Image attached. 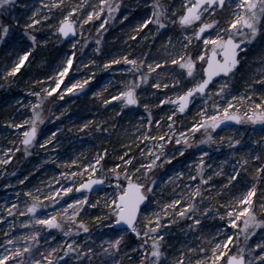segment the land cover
<instances>
[{
  "label": "snow or ice",
  "instance_id": "6c2138e0",
  "mask_svg": "<svg viewBox=\"0 0 264 264\" xmlns=\"http://www.w3.org/2000/svg\"><path fill=\"white\" fill-rule=\"evenodd\" d=\"M17 0H0V12L11 11L12 6ZM181 9H175L171 5L162 3L161 0H152V15L144 18L136 25V30L130 35V39L135 40L137 36H142L140 30H147L150 25L155 26L152 33V44L149 51L142 54L130 55L125 52L123 55L109 58L105 61L104 67L111 68L112 65L120 66L122 61L124 66L118 67L116 71L131 74L132 79L127 83H121L120 89L116 90L115 95H110L104 100L108 104L110 100L122 102L124 105H137L140 103L137 89L142 84L154 80V89H177L174 99L165 95L158 99L160 105L166 102L177 105L179 113H185L191 102L200 97L204 102V107L199 108V119L194 118L188 127L179 129L176 127L177 111L166 113L153 119L152 109L149 104L143 106L147 110V129H136L138 135L136 139L144 143V147L137 146L133 153L131 147L122 150L116 161H112L111 168H108L105 157L109 156L107 149L103 153H98L96 157L88 162L79 164L76 169L69 168L66 172H60L62 181L53 180L56 184L53 189L46 185L47 195L40 193V189H28L23 194L27 198L23 202L21 210L20 194H17L15 203H8L6 213H0V221H5L6 216L22 215L25 216L24 225H31V229L26 232H0L3 240L0 241V264H123L125 259H134L136 264H164L163 256L168 259L167 253L162 251L164 232L162 228V216L169 217L167 223H173L176 217L191 216L192 224L188 225L191 229L200 225V220L204 214H210L208 207H203L200 216L196 213L195 197H201L203 201L204 189L211 188L216 191V187L210 183L212 176L203 174L201 167L205 160L200 159L196 168L201 175L197 182V176L189 175V184L183 181L179 194L173 193V198L169 199L157 212H147L155 197V186L157 181L153 178V171L161 164L172 161L174 153L183 155L184 147L189 144V135L204 129H217L220 126H227L226 122H250L264 123V90L257 91L255 83H259L264 89V69L258 73V80L253 77L252 81L246 85V90L239 97L232 95L227 87V83L221 84L217 88H211L213 77L223 74L228 77L233 74L234 69L240 63L239 53L243 47L252 43L258 34H264V0H180ZM120 0H116L115 6L109 0H83V3L68 4L65 0H28L27 9L31 15L26 18L24 32L31 47L23 51L16 60L10 65H5L2 78L15 77L21 67L28 60L32 50L37 46L38 39L33 35V30L42 21L47 22L53 15V10L59 11V17L55 24L48 26L53 28L55 33L63 37H70V34L83 36L84 26L91 25L99 21L96 32L105 30V25L119 10ZM226 9H232L226 17L219 19V14ZM18 22V21H17ZM179 24L180 35L175 42L169 37L165 44L161 45L167 55L153 53L151 48L155 47L154 41L161 30L175 27ZM10 25L0 21V42H3L10 33ZM211 33V34H210ZM144 40H149L148 36H142ZM74 39V36H73ZM87 40L83 43L87 44ZM47 43V41H44ZM197 43L200 48L190 51V46ZM99 44V40H97ZM179 45L177 48L176 45ZM171 51H168V47ZM76 48V42L71 44ZM96 51H100L97 47ZM223 53V55H219ZM76 53L72 52L63 64L55 71L53 76H45L44 80L49 81L42 84L40 90L32 91L36 98L31 105V115L21 120L20 123H13L12 127L22 133L19 145L0 148L3 153L0 156V164H8L13 159L16 151L24 150L27 154L29 148L39 142L36 140L38 124L44 120L42 105L47 97L56 93L63 98L65 92H79L92 79L77 80L74 83L65 84L61 88L65 77L68 75L73 65V58ZM95 67V62L90 61ZM175 66V75L168 79H161L160 73L167 71L168 65ZM130 66V67H128ZM164 66V67H162ZM160 70L159 72L157 70ZM156 73V75H151ZM187 80L188 83H185ZM34 83H41L34 81ZM190 84V86H189ZM60 90L59 92L57 90ZM211 91L216 102L209 107L204 97L209 96ZM96 95V93H93ZM209 112L211 114H209ZM163 121V124L161 123ZM182 123V121H181ZM153 124L163 128L167 125V131L160 132L158 135H150ZM83 127H88L84 124ZM99 127V125H97ZM60 132L57 128L50 133V138L43 140L39 147L51 145L56 133ZM186 133L188 135H186ZM206 140L213 139L211 132H207ZM224 138H221L223 140ZM229 147L239 145L241 141L235 137H228ZM151 142L149 147L147 142ZM183 146L176 149L175 145ZM14 143V142H13ZM264 145V141L258 142ZM172 146L166 151L167 146ZM235 155V153H233ZM206 156V153H201ZM163 157V160L161 159ZM250 159L257 162L264 160V156L251 155ZM104 161V163H101ZM118 161V162H117ZM77 160H72V165H77ZM249 158H241L233 165L232 170L225 177L224 185L220 186V191H228L229 197L223 201V210L213 209L224 221L222 229L215 232V238L210 239L205 236L203 239L209 246L199 248H189V252H195L197 259L192 260L184 251H179L178 255L172 260V264H264V239L256 242L254 246H249V238L256 228L264 225V163H259L255 167L256 178L243 184V190L233 192L237 184H242L238 179L242 173L247 174ZM217 173H213L216 175ZM223 175V173H219ZM79 175H86L89 178L78 181ZM185 173L181 171L180 177ZM27 177H24L26 180ZM169 180L172 177H168ZM24 180L19 183L23 184ZM123 181V182H122ZM111 183L115 185V193L111 196L106 195L103 201L104 207L108 209V214L104 217L109 220L114 239L101 240L99 252L95 251V244L89 246V242L77 244L75 240H57L53 234L58 230L63 237H71L74 234L83 232L88 235L89 225L83 219V215L89 206L94 207L88 195L81 190H92L94 185ZM260 185L258 189L257 185ZM191 193L192 203L185 200V192ZM261 195L258 197L257 192ZM78 193V196H68V193ZM145 209L142 213L141 209ZM38 209H43L38 212ZM162 214V215H161ZM141 216L146 219L141 220ZM97 223L101 222V217H93ZM124 225V228H120ZM231 225V228L228 227ZM10 229H16L15 224L9 225ZM52 230V231H49ZM16 231H19L16 229ZM134 233L142 238V242L136 248L128 249L133 256H121V242L124 240L126 232ZM166 231V230H165ZM243 236V241L239 237ZM234 237L236 239H234ZM51 240L52 243H48ZM43 241V243H42ZM107 247H103L104 244ZM235 248V251H233ZM256 249H259L257 252Z\"/></svg>",
  "mask_w": 264,
  "mask_h": 264
},
{
  "label": "rangeland",
  "instance_id": "374dc122",
  "mask_svg": "<svg viewBox=\"0 0 264 264\" xmlns=\"http://www.w3.org/2000/svg\"><path fill=\"white\" fill-rule=\"evenodd\" d=\"M122 0H120L121 2ZM89 2H92V0H89ZM110 3H112L115 6L116 0H109ZM27 3L28 0H17V2L12 6V10H4L3 12H0V21H2L5 24L10 25V33L5 38L3 42H0V74L2 75L5 65L10 66L19 55H22L23 51L27 50L29 47H31V42L28 40V38L25 35L24 32V23L27 17L31 15V11L27 9ZM83 3V0H73V4H79ZM141 4H144L143 9L149 8V0H143ZM126 9L132 11L134 8H137L139 5L138 2L135 0H132V2L126 3ZM122 7H119V10ZM175 9H181L182 5L180 4V0H178ZM118 10V11H119ZM116 11L113 15V17L109 20V24L114 25V22L118 20L117 14L119 13ZM232 11V9H226L224 13H229ZM144 18H147L149 15H152V10L149 9L146 12L143 13ZM124 17H127V14H123ZM59 17V11L53 10V15L50 18L49 21L44 22L42 21L39 26H36L33 30V35L37 36L38 43L37 46L32 50L28 60L25 62V64L21 67V69L31 67L33 64L36 69L43 70L47 64V57L49 54V51L51 49H54L56 46L58 47L61 42L58 43V41H63L60 36L55 33L54 29L49 27V24H55L56 19ZM5 19H7L5 21ZM18 21V22H17ZM122 22V20H120ZM140 23V22H139ZM138 23H135L133 25V28L129 31H127L126 36L128 37L126 40H123V42H126V45L128 42H134L135 40L130 39V35L133 31L136 30V25ZM99 27V21L92 23L90 26L85 25L84 26V34L83 36L76 34L74 39H71L69 42L68 47L66 48V51L62 52L60 56L58 57L57 61L54 62L50 69L46 72L48 73L47 76H53L55 71L59 68L61 64L64 63L66 58L72 53L75 52L76 55L73 58V64L76 65V68H71L68 75L65 77L64 82L61 84V88L65 86V84L74 83L77 80H83L86 79L88 76H92L93 78L88 80V83L84 86L83 89H81L79 92L73 91V92H65L63 94V98L58 96L60 102H63V107L65 111L68 109V102L64 103L68 98H72V96L76 94L83 93V90H87L93 82L101 78L103 76L104 79L108 80V74H111V70L106 69L104 67V64L99 63L96 61L95 55L98 51H96V48L99 47L100 41L102 40L101 37H96V28ZM95 29V30H93ZM142 32V36H148L149 39H151L152 33L155 31V26L150 25L147 30H140ZM211 34V33H210ZM142 36H138L137 40L135 42L136 46L145 45L146 40L142 38ZM15 37L17 40L16 42L17 47L16 50L10 54V50L7 49L5 52L3 51V57H2V50L3 46L5 44H8L7 41ZM87 40V44L83 43V41ZM97 40H99V44H97ZM44 41H47V43H44ZM73 42H76V48H72L71 44ZM123 44V43H122ZM130 44L128 45V47ZM149 48V47H148ZM147 48V49H148ZM200 48L199 44H196L194 46V51L196 49ZM157 49V48H156ZM155 49V50H156ZM152 50V49H151ZM169 50V47H168ZM154 51V50H153ZM159 55H167V52L161 51V54ZM9 57L7 59H4L5 57ZM4 60V61H3ZM90 61L95 62V67H93V64L90 63ZM83 63V64H82ZM240 70L233 72L230 77L228 78H221L220 80L216 81L211 85V88H217L221 86V84L227 83L228 89L231 91L232 95H236L239 97L242 93L246 90V85L252 81V78L255 77L258 80V73L264 69V34H258L257 38L250 44H247L245 47L242 48L240 51ZM122 66H124V63H121ZM118 67V66H117ZM121 67V66H120ZM130 67V66H128ZM20 69V70H21ZM160 71L159 69L157 70ZM120 72V71H119ZM34 72L31 71L29 74V77L24 79L22 81L23 84V94L19 93V96L17 95H11L9 101H7L6 105L9 106L12 105L16 107L19 111L20 109H23L24 107H28L29 109V115H26V112L19 115L18 118L21 122V120L28 118L31 115V105L35 103V97L32 95V91H38L40 90L42 84H47L49 81H46L44 79H40L41 83H34V81H38L34 78ZM121 75H127L126 72H120ZM176 74V73H175ZM151 75H156V73H152ZM40 76H43V74H40ZM14 77H8L7 79H4L7 83V85H11V79ZM127 78V77H126ZM160 78L165 79L163 76V73H160ZM243 82V87L237 88L234 84H236L239 80ZM103 79V80H104ZM108 82V81H107ZM149 82H152V84L155 83L154 80L149 79ZM9 83V84H8ZM185 83H188L187 80ZM190 86V84H189ZM8 86L5 88L7 90ZM154 90L156 100L157 98H162L161 94H156L157 91H163L164 88L161 89H154L152 86L150 87ZM255 88L257 91H261L264 89H261L259 83H255ZM31 89L32 91H29ZM118 90V89H117ZM60 91L59 89L57 90ZM113 95L116 94L115 91H113ZM169 92V96H171L173 99L175 95L177 94V89L172 88L171 85L167 90V93ZM54 94V93H53ZM56 94V93H55ZM138 94V93H137ZM9 95V94H8ZM154 96V97H155ZM141 95H138V98H140ZM204 101H207L209 107H211V104L213 102H216L215 97L212 96L211 91L209 92L208 97L203 98ZM112 104L111 109V115H107L103 117V115L99 113H94L91 116L85 117L81 122L76 124L77 126L73 127L71 124L74 123V118L72 119H65L62 121L56 120V121H46L38 124V131H37V137L36 140L39 142L38 144H34L32 147L29 148L27 156L24 158L25 161H23L21 164H19L15 168H10L7 170V167L9 166L10 162L8 164H0V213H6L7 211V204L8 203H15L17 194L19 193L20 200H21V210H23V202L27 199L24 196V192L28 189L38 188L40 189V193L43 195H47V191L45 189V186L48 185L51 188H55L56 184L52 183L53 180L62 181L59 173L60 172H66L71 169H76L79 167V164L88 162L96 157L98 153H103L105 149H107L109 156L105 157V160H107V167L111 168L112 161H116L117 157L122 153V150L126 149L127 147H131L133 150V153L136 155H139V153L136 152L137 146L144 147V143L136 139V136L138 133L134 130L140 129V130H146L147 129V110L139 108V104L137 105H124L120 101L116 100H110ZM158 103V100H157ZM167 105L165 111L161 112L160 114L165 115L166 113H170L172 111H177L175 106H172V104L166 102ZM159 106H161L159 103L154 107V109H157ZM164 106V105H162ZM204 107V102L201 100L200 97H197L196 101L191 102L190 108L185 113L181 114V117L179 120L174 117V119L177 121L176 127L179 129H182L183 127H188L193 122V119H199L198 112L199 108ZM123 115L122 117H127L131 120L132 125L129 130L128 137L124 138L121 141H118L116 138H112L111 131H103L104 129H112L116 127L117 122V116ZM209 114H211L209 112ZM157 115L156 117L153 116V119H159L160 116ZM178 115V112H177ZM182 121V123H181ZM163 124V121L161 122ZM84 124H87L88 127H83ZM99 125V127H97ZM46 127H53V130H48L47 134L43 133L42 130ZM6 128L4 125H0V148L9 147V146H15L17 145L16 141L13 136H19L22 139V133L18 131L17 129L10 126V130L13 132H10L8 135ZM43 128V129H42ZM59 128L60 132L56 133L55 139L52 140L51 145H45L43 148L39 147V144L43 143V140L46 138H50V133L55 132V130ZM104 128V129H103ZM211 128L207 129L210 130ZM167 125H164L163 128H160L153 124L150 135H158L160 132L167 131ZM214 130V129H212ZM186 135H188L186 133ZM213 139L211 140V145H198L193 144L192 141V135H189V144L184 147V153L190 152V155L187 157V160L181 159L182 155H176L174 153V159L170 162H165L163 164L169 165L168 169L169 171L166 173L161 179V181L156 183L155 186V196H157L158 199L162 198V195L164 196V199L169 202L170 198H173V193L179 194L181 188L178 186H182V181L185 184L191 183V181L188 180L189 175L197 176V180H199V176L201 173L199 172V169L196 168V165L199 163L200 159L205 160V164L202 165L204 172L203 174L206 176H212V182H214V186L216 187V196L217 200L219 197H223V192L228 191H220V186L224 185L221 182L218 181L217 178H213L216 176H221L219 173H223V176H227L229 172L232 170V167L234 164L237 163L241 158L248 157L249 163L253 165V169L255 170V167L258 166L259 163H264V160H261L259 162L250 159L251 155H261L264 156V145H261L260 141H264V123H250V122H240L238 127H228L227 129L223 130L221 133H218L216 135L211 134ZM228 137H235L236 139H239L242 141V150L238 151V155H233L234 148L229 147ZM221 138H224L221 140ZM113 140V142H112ZM14 142V143H13ZM148 146L151 147L152 143L149 141L147 142ZM183 146V141L181 145H175L176 149H180ZM172 146H167L166 151L170 150ZM235 147V146H234ZM36 149V152H33L31 154V150ZM206 153V156L202 157L201 153ZM3 153L0 152V156H2ZM12 155V154H11ZM163 160V157L161 158ZM77 160L79 163L77 165H72L71 161ZM118 162V161H117ZM101 163H104L102 161ZM183 171L185 175L183 177L179 176V173ZM35 179L32 181L24 180V177H29L33 174H38ZM213 173H217L216 175H213ZM255 173V172H254ZM168 177H172L171 180L168 179ZM256 177V174L255 176ZM89 177L86 175H79L77 177L78 181H84L87 180ZM24 180L23 184H20L19 181ZM210 181V182H211ZM30 182V183H29ZM123 182V181H122ZM249 181H247L248 183ZM246 184V183H244ZM243 190V185L237 189H233V192ZM88 195L89 200L95 204L94 207L89 206L87 210L85 211L83 215V219L85 222L89 225V233L87 236L83 232H80L78 234H74L71 237H63L62 234L56 230L54 231V235L56 236L57 240H75L77 244L83 242H89V246H93V243L95 244V251L99 252L100 248V241L101 240H111L114 239L113 231L111 230L112 226H110L109 220L105 219L104 217L108 214V209L104 207L103 201L106 199V195L111 196L115 193V185L111 183H105L103 184L98 190L87 192L85 193ZM68 196H78V193L75 192L68 193ZM230 195V193H229ZM191 198L190 192H185V199ZM196 198V197H195ZM192 199V198H191ZM187 200V199H186ZM221 202V199L218 200ZM154 201L152 200L151 206L146 209L147 212L151 213L154 212ZM211 206L209 209L210 214H204V216L207 218V221L209 220L210 226L208 227V230L206 229V236H209V234H212L209 238H215V232L222 229L224 226V221L220 219L219 214L216 212H213L214 206L210 204L209 201L203 203L202 207H208ZM217 209H223V205H219ZM43 209H38V212H42ZM145 211V209L142 211V213ZM156 212V211H155ZM203 212V209L201 213ZM200 213V214H201ZM199 213L197 212L196 215ZM93 217H101V222L97 223ZM142 220L146 219L144 216H141ZM176 217L173 219V223L169 224L167 223L169 217L162 218V228L161 231L164 232V238L162 242V251L167 253L168 259L165 260V258L162 256L161 259L164 260V264H172V260L178 255L179 251H184L187 256H189L192 260H195L198 258L197 254L195 252H189V248H198L196 247L195 243L197 240H200V237L196 235V226L192 227L191 229L188 227V225L192 224V217L187 216L186 221L184 225H177L175 224L178 220ZM259 218L264 219V216H260ZM7 223L5 221H0V232H9L13 231L16 232L17 235H19L20 232H26L31 229V225H24L23 221L25 220V216L22 215H12V216H6ZM15 224L16 229L19 231H16V229H10L9 225ZM229 228H231V225H228ZM166 230V231H165ZM52 231V230H49ZM196 235V236H195ZM124 240L121 242V249H120V255L121 256H127L131 257L133 256V253L129 251L128 249L136 248L138 243V240L136 239L137 236L134 233L126 232L124 234ZM142 239L141 237H138ZM234 239H236L234 237ZM240 241H243L244 237H239ZM264 239V225H261L256 228L255 232L251 234L249 238V246H254L256 242L261 241ZM3 240V237L0 236V241ZM166 242V244H163ZM43 243V241H42ZM48 243H52L51 240H48ZM206 244V242H205ZM167 248H165V246ZM209 246L210 245H207ZM103 247H107V244L105 243ZM233 251H235V248H233ZM258 252L259 249H256ZM123 264H136V261L134 259H125L123 261Z\"/></svg>",
  "mask_w": 264,
  "mask_h": 264
},
{
  "label": "trees",
  "instance_id": "16d2710c",
  "mask_svg": "<svg viewBox=\"0 0 264 264\" xmlns=\"http://www.w3.org/2000/svg\"><path fill=\"white\" fill-rule=\"evenodd\" d=\"M136 2H138V6L137 8H134L132 11L128 10V8L126 9V3H129V0H122L120 2V7H122L118 12V14L116 15L118 20H116L114 22V25H111L108 23L105 25L106 31L105 30H101L100 33L96 34V37L98 36L102 38V40L100 41L99 44V48L100 51H98L95 55L94 60L96 59V61H98L99 63L104 64L105 61L109 58H115L118 56L123 55L125 52H128L130 55L136 54H142L143 52L149 51V45L153 43V41L151 39L146 40L145 45H141V46H136L135 42L138 38V36L136 37V40L134 42H128V44L126 45V42H123V40H126L128 37L126 36L125 33H127V31L131 30L133 28V25L135 23H139L142 22V20L144 19V15L143 13L146 12L147 10L151 9L152 10V0H149V8H145L144 4H141V2H143V0H135ZM66 3L68 4H73V0H65ZM130 2H132V0H130ZM162 3H165L166 5H171L172 7H175V5L177 4L178 0H161ZM91 3V2H90ZM58 11V10H57ZM225 12V11H224ZM123 14H127V17H124ZM228 14L221 12L219 14V19H223L224 17H226ZM7 19H5L6 21ZM120 20H122V22H120ZM8 21V20H7ZM95 30V29H93ZM180 35V29H179V24L177 22V25L175 27H169L166 31L165 30H161L160 33L157 34V38L154 41L155 47L151 48L153 53H160L161 51H164V48L161 47V45L165 44V42L168 40L169 37H172L173 41L175 42L176 38ZM16 38L13 37L12 39H10L8 42V44H5L3 46V49H1L2 51V57H3V51L5 52L7 49L10 50V54H12L13 51L16 50L17 47V42H16ZM61 42L59 44V46L55 47L54 49H51L49 51L48 57H47V64L44 68H42L43 70H37L36 67L32 64L31 67L28 68H24L21 69L18 73H16L15 77L13 79H11V85L9 86L7 85L6 81L2 78V75L0 74V125H4L6 128V131L8 133V135L10 134V132H13L10 130V126H12L13 123H18L20 121V119L18 118L19 115L23 114L26 112V115H29V109L28 107H24L23 109H20V111L9 104L6 105L7 101H9V99L11 98V95H17L19 96L20 94H23V84L22 81L24 79H26L27 77H29V74L31 71H33L34 74V78L38 81H40V79H44L45 76H47L48 73H46L51 65L57 61L58 57L60 56V54L64 51H66V48L69 45V42L66 41H58V43ZM40 44V42H38ZM123 43V44H122ZM130 44V46L128 47V45ZM197 43H194V45L190 46V51H194V46ZM177 48L179 47V45H176ZM148 48V49H147ZM157 48V49H156ZM156 49V50H155ZM154 50V51H153ZM171 51V47L169 46V50ZM9 55H7V57H5L4 59H7L9 57ZM4 61V60H3ZM123 63V61H122ZM75 64V63H74ZM72 65V68H76V65ZM83 64V63H82ZM122 66V65H120ZM118 66V67H120ZM117 65H112L111 68H109V70H111V74H108V82L104 79L105 76L96 79L93 84L90 85V87L87 90H83V93L81 94H76L74 96H72V98H68V100H66L64 103L69 104L67 111H65L64 109H62L63 107V102H60L59 99L57 98L58 95L57 94H52V96L47 97L45 99L44 104L41 106L43 109V116H44V120L43 122L46 121H56V120H60L63 122V120L65 119H75L74 123H72L71 125L74 127H76L79 122H81V120H83L85 117L91 116L94 113H99L101 115H103V117L107 115H111V109H112V104L109 101L108 104L104 103V100L108 99L110 95H113V91L116 92L117 89H120L121 87V83H127L132 79L131 74H127V75H121L119 71H116L115 69L118 68ZM164 67V66H162ZM175 66L173 65H168L167 66V71L166 72H162L163 76L168 79L170 76L175 75ZM238 71L240 70V68L237 69ZM40 74H43V76H40ZM127 77V78H126ZM104 79V80H103ZM9 84V83H8ZM235 87L237 88H241L243 87V82L241 81V79L239 78L238 82L236 84H234ZM8 86L7 90L5 89ZM152 86V82H148L146 84H142L140 86V88L137 89V93L138 95H141L140 99V103H139V108L141 109H145L144 108V104L147 103L149 104V106L152 109V113L153 116L156 117L157 115H162L160 114L161 112H166L165 109L167 108V105L164 106H159L157 109H154V107L158 104L154 90L151 89L150 87ZM168 89H164L163 91H157L156 94H161L162 98L165 95H169V92L167 93ZM93 93H96V95H93ZM9 94V95H8ZM155 96V97H154ZM123 115H118L117 116V124L115 128L112 129H104L103 131H106L105 133L107 134V131H111L112 134V138L110 137V139L116 138L118 141L123 140L124 138L128 137V132L130 130V127L132 125L131 120L128 119L127 117H122ZM181 117V115H177L176 119L179 120ZM43 129V128H42ZM48 130H53V127H46L45 129L42 130L43 133L48 132ZM207 132H211V134H218L221 133L222 131H217V130H208L205 131L204 129L200 130L199 132H196L194 134V136L192 135V141L193 144H200V145H211L212 141L206 140V135ZM12 138H14V140L16 141L17 145L20 144V140L21 138L17 135V136H13ZM113 142V140H112ZM242 143V141H241ZM241 143L239 145H235L234 148V153L235 156L238 155V151L242 150V145ZM195 144V145H196ZM33 152H36V149H32L31 150V154H33ZM192 151L184 153L181 157V159L183 158V160H187V157L190 155ZM28 154V153H27ZM27 154L24 152V150L21 148V150L14 152L13 155V159L11 160L9 166L7 167V170H9L10 168H15L17 167L19 164H21L23 161H25V157L27 156ZM107 161V160H106ZM169 165L166 164H161L159 167H157L156 169H154L153 171V178L159 182L161 181V179H163V177L165 175H167L166 173L169 171L168 169ZM246 167L248 168V173L244 174L242 173L240 177H238L239 180L242 181V184H237L236 185V189L240 187V185L242 186L244 183H247V181H250L252 179H255V170L253 169V165L248 163V165H246ZM10 171V170H9ZM39 175L38 174H33L31 176H29L27 178V180L32 181L33 179H35V177H37ZM226 177V176H225ZM213 178H217L219 182H221L222 184H224L225 182V178L223 175H219ZM199 180H197L198 182ZM30 183V182H29ZM212 185H214V182H210ZM258 189L260 188V185H257ZM235 190V189H234ZM223 197H219V199H221V202H219L217 200V196L215 191H213L211 188H206L204 189V196H203V201L207 202L209 201L210 204H212L214 206V209H217L219 205H223V201L226 200L229 197V193L227 192H223ZM261 195L260 191L257 192V196L259 197ZM165 195H162L161 199H158L157 196L154 197L153 201H154V209L157 213H160L161 208L163 207V205L165 203H168V201H166L164 199ZM187 199V200H186ZM185 200L189 203H192V199L191 198H186ZM196 200V207L199 209L198 211V215L200 216V213L203 209L202 204H201V197L197 196L195 198ZM144 210V209H143ZM142 210V211H143ZM221 211L223 209H220ZM162 215V214H161ZM163 218V216H162ZM187 217H180L177 218V222L175 224L177 225H184L186 221ZM142 220V218H141ZM210 226L209 220L207 221V218L205 216H203V218H201L200 220V225L199 228L197 229L196 227V235L200 237V240L198 239L197 242L195 243L196 247H202V246H206L205 241H204V237L206 236V229L208 230V227ZM195 235V236H196ZM138 240V243L142 242V239L140 238H136ZM163 244H166V242H164ZM165 246V245H164ZM165 248H167L165 246Z\"/></svg>",
  "mask_w": 264,
  "mask_h": 264
},
{
  "label": "water",
  "instance_id": "95a60500",
  "mask_svg": "<svg viewBox=\"0 0 264 264\" xmlns=\"http://www.w3.org/2000/svg\"><path fill=\"white\" fill-rule=\"evenodd\" d=\"M73 36L75 37L76 34H70V37H63L62 35H60V37L62 38V40L67 41V42H69L71 39H73ZM219 55L222 56L223 53H219ZM238 66H239V64L237 65V67H238ZM237 67H236V68H237ZM234 70H235V69H234ZM229 76H230V75H229ZM229 76H228V77H229ZM221 77L227 78V77H225L223 74H221L220 76H215V77H213V81L210 82V83H211V84L214 83L215 81L221 79ZM176 106H177V109H178V104H177ZM189 106H190V104H189ZM189 106H188V108H189ZM186 110H187V109H186ZM178 113H179V111H178ZM179 114H180V113H179ZM239 123H240V122H236V121H228V122H226L227 126L222 125V126H220L219 128H217L216 130L221 131V130L227 128V127L238 126ZM102 185H103V184H102ZM102 185H94L92 190H81V191H83L84 193L92 192V191L98 190V188H100ZM76 194H77V193H76ZM142 208H143V206H142ZM124 227H125L124 225H121V226H120V228H124Z\"/></svg>",
  "mask_w": 264,
  "mask_h": 264
}]
</instances>
